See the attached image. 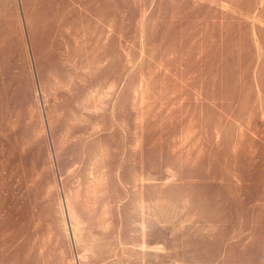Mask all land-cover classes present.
<instances>
[{
  "label": "rangeland",
  "instance_id": "374dc122",
  "mask_svg": "<svg viewBox=\"0 0 264 264\" xmlns=\"http://www.w3.org/2000/svg\"><path fill=\"white\" fill-rule=\"evenodd\" d=\"M263 1L0 0V264H264Z\"/></svg>",
  "mask_w": 264,
  "mask_h": 264
},
{
  "label": "bare ground",
  "instance_id": "6f19581e",
  "mask_svg": "<svg viewBox=\"0 0 264 264\" xmlns=\"http://www.w3.org/2000/svg\"><path fill=\"white\" fill-rule=\"evenodd\" d=\"M261 2H262V1H261ZM263 2H264V1H263ZM261 8H262V7H261ZM244 11H246V10H244ZM243 13H244V12H243ZM241 14H242V13H241ZM243 16L246 17L247 15L245 16V15L243 14ZM170 173H171V172H170ZM169 175H170V174H169ZM173 175H175V174H173ZM173 175H172V176H173ZM175 177H176V176H175ZM172 178H173V177H172ZM143 179H144V178H143ZM145 179H147V178H145ZM148 179H149V178H148ZM179 190H180V189H179ZM181 191H182V190H181ZM180 193H182V192H180ZM142 194H143V193H142ZM142 197H143V195H142ZM142 197H141V198H142ZM141 198H139V199L144 201L145 198H143V199H141ZM185 199H186V198H185ZM187 199H188V198H187ZM145 200H146V199H145ZM185 201H186V200H185ZM140 205H141V204H140ZM143 205H144V204H143ZM183 206H184V205H183ZM146 208H147V207H146ZM72 215H73V213H72ZM73 216H74V215H73ZM209 222H210V220H209ZM206 223H207V222H206ZM210 225H211V224H210ZM144 230H145V229H144ZM142 231H143V230H142ZM143 239H144V238H143ZM143 244H144V243H143ZM156 246L158 247V245H156ZM146 247H148V246L145 244V245H144V248H146ZM154 247H155V246H154ZM157 247H155V248L152 247L150 250L153 251V250L157 249ZM145 250H146V249H145Z\"/></svg>",
  "mask_w": 264,
  "mask_h": 264
},
{
  "label": "water",
  "instance_id": "95a60500",
  "mask_svg": "<svg viewBox=\"0 0 264 264\" xmlns=\"http://www.w3.org/2000/svg\"><path fill=\"white\" fill-rule=\"evenodd\" d=\"M61 185V184H60Z\"/></svg>",
  "mask_w": 264,
  "mask_h": 264
}]
</instances>
